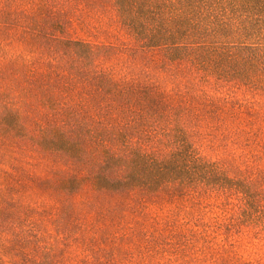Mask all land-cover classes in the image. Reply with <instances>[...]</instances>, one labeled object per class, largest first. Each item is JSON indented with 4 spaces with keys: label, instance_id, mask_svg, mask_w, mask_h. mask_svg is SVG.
<instances>
[{
    "label": "trees",
    "instance_id": "obj_1",
    "mask_svg": "<svg viewBox=\"0 0 264 264\" xmlns=\"http://www.w3.org/2000/svg\"><path fill=\"white\" fill-rule=\"evenodd\" d=\"M21 1L23 10L0 11V26L19 29L41 50L32 62L10 61L0 69L12 73L0 76V106L18 118L24 88L43 93L38 102L53 127L46 144L37 137L36 145L80 162L89 169L84 180L99 192L193 197L203 188L202 195L235 196L238 211L218 228L229 234L246 226L264 239V196L229 179L190 142L192 134L209 129L211 136L238 118L250 123L249 132L228 124L224 138H260L255 103L214 98L204 88L232 84L264 94V0H113L134 46L68 38L60 9L68 0ZM116 52L132 60L160 57L145 63L148 79L141 80L98 63L97 56ZM162 76L171 89L162 86Z\"/></svg>",
    "mask_w": 264,
    "mask_h": 264
},
{
    "label": "rangeland",
    "instance_id": "obj_2",
    "mask_svg": "<svg viewBox=\"0 0 264 264\" xmlns=\"http://www.w3.org/2000/svg\"><path fill=\"white\" fill-rule=\"evenodd\" d=\"M70 1L60 7L68 38L94 46L136 44L113 0ZM16 7L23 10L21 0H0V11ZM31 8L29 4L27 9ZM40 50L19 29L0 26V69L10 61L32 62ZM158 57L155 52L132 60L116 52L97 56V61L104 67L117 66L122 75L147 80L142 73L145 63ZM12 68L21 73L19 66ZM11 75L10 69L0 72L8 79ZM159 80L166 83L164 88H172L168 78ZM204 89L214 98L255 103L254 126L261 129V136L224 138L228 124L249 132L247 120L243 124L239 118L231 119L212 129L211 136L209 129L199 135L189 129L193 148L229 179L264 196V94L232 84ZM29 92L33 97L28 98ZM40 95L37 88H24L21 101L15 102L21 109L18 118L0 106V128L8 127L0 130V264H23L25 257L27 264H264V239L255 238L254 230L243 226L227 234L218 228L238 211L235 196L202 195L203 188L193 197L93 190L84 180L89 169L36 145L37 137L39 142L44 137L46 144L53 127L38 102Z\"/></svg>",
    "mask_w": 264,
    "mask_h": 264
}]
</instances>
